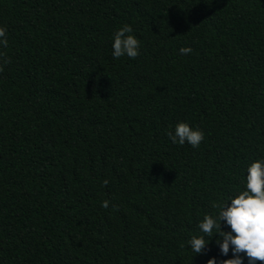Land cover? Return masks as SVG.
Returning a JSON list of instances; mask_svg holds the SVG:
<instances>
[{"label": "trees", "instance_id": "obj_1", "mask_svg": "<svg viewBox=\"0 0 264 264\" xmlns=\"http://www.w3.org/2000/svg\"><path fill=\"white\" fill-rule=\"evenodd\" d=\"M0 26V264L231 258L187 242L264 158V0H0Z\"/></svg>", "mask_w": 264, "mask_h": 264}, {"label": "clouds", "instance_id": "obj_2", "mask_svg": "<svg viewBox=\"0 0 264 264\" xmlns=\"http://www.w3.org/2000/svg\"><path fill=\"white\" fill-rule=\"evenodd\" d=\"M7 45V29L0 26V48ZM111 47L114 59L122 56L135 59L139 55L140 41L132 34L131 26L125 24L114 32ZM180 52L187 54L191 48L182 47ZM167 135L173 144L187 143L193 148L198 147L204 139L202 130L184 121L176 123ZM103 183L107 185L108 180L105 179ZM108 203L105 200L101 206L107 208ZM214 207L215 213L205 214L198 224L201 235H194L188 240L191 251L202 254L215 237L221 256L228 257L231 250V258L220 260L211 257L207 264L264 262V158L254 159L247 167L243 187Z\"/></svg>", "mask_w": 264, "mask_h": 264}]
</instances>
